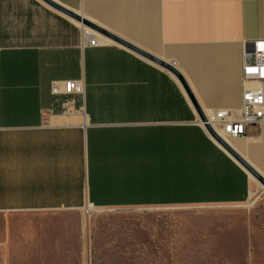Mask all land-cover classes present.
Instances as JSON below:
<instances>
[{"label": "crops", "instance_id": "obj_1", "mask_svg": "<svg viewBox=\"0 0 264 264\" xmlns=\"http://www.w3.org/2000/svg\"><path fill=\"white\" fill-rule=\"evenodd\" d=\"M48 1L114 39L94 31L89 46L87 27L43 0H0V264H80L67 215L89 204L151 216L232 207L264 246V124L222 137L226 150L167 68L205 118H238L264 0ZM70 80L84 93L64 107L51 85ZM137 215L126 227L139 241L154 226Z\"/></svg>", "mask_w": 264, "mask_h": 264}, {"label": "rangeland", "instance_id": "obj_2", "mask_svg": "<svg viewBox=\"0 0 264 264\" xmlns=\"http://www.w3.org/2000/svg\"><path fill=\"white\" fill-rule=\"evenodd\" d=\"M234 212L232 207L175 208L154 216L140 211L154 228L138 241L128 237L126 227L138 222L137 212L93 209L85 216L80 210L67 215L79 223L67 241L76 246L80 264H264V246H251ZM256 234L264 242V224Z\"/></svg>", "mask_w": 264, "mask_h": 264}, {"label": "built area", "instance_id": "obj_3", "mask_svg": "<svg viewBox=\"0 0 264 264\" xmlns=\"http://www.w3.org/2000/svg\"><path fill=\"white\" fill-rule=\"evenodd\" d=\"M84 42L89 46H97L98 34L86 28L83 32ZM246 59L242 65V90L240 115L232 118L227 112H216L211 117L206 118V123L212 128L218 137L233 138L243 136L248 133L251 126L264 124V48L260 49L257 43L248 45ZM51 95L68 98L63 103L64 107L74 105L73 96H83L84 86L81 81L70 80L64 82H53L51 85ZM83 112V108H80ZM203 125V123H201ZM94 208L89 204L81 212L89 216Z\"/></svg>", "mask_w": 264, "mask_h": 264}, {"label": "water", "instance_id": "obj_4", "mask_svg": "<svg viewBox=\"0 0 264 264\" xmlns=\"http://www.w3.org/2000/svg\"><path fill=\"white\" fill-rule=\"evenodd\" d=\"M45 3L49 4L50 6H52L53 8H55L56 10L64 13L66 16H69L71 17L72 19H75L77 20L78 22H81L82 25L86 26L88 29L92 30V31H96L97 33H101V34H104L106 35L107 37L111 38V39H114L110 34L106 33L105 31H103L102 29H99L95 26H93L92 24L86 22L85 20L82 21L77 15L71 13L70 11H66L62 8H60L58 5L54 4V3H50L48 0H43ZM169 68V70L174 74V76L177 78V80H179V82L181 83L182 87L184 88L187 96H189L190 100L192 101L193 103V106L195 107L196 111L198 112L199 114V119L201 121V123H203V128H205V130L207 131V133L209 134V136L218 144H220L222 147H224L226 150L228 149L226 144L223 143V141L221 140L220 137H218L217 135H215V133L213 132L212 128H210V126L206 123V118L204 117V115L202 114V112H199L198 111V107L196 105V102L193 98V96H191V93L185 83V81L183 79L180 78V76L170 67H167ZM251 172V171H249ZM252 173V172H251ZM253 174V173H252ZM254 175V174H253ZM262 185H264V183L261 181Z\"/></svg>", "mask_w": 264, "mask_h": 264}, {"label": "bare ground", "instance_id": "obj_5", "mask_svg": "<svg viewBox=\"0 0 264 264\" xmlns=\"http://www.w3.org/2000/svg\"><path fill=\"white\" fill-rule=\"evenodd\" d=\"M225 137V136H224Z\"/></svg>", "mask_w": 264, "mask_h": 264}]
</instances>
